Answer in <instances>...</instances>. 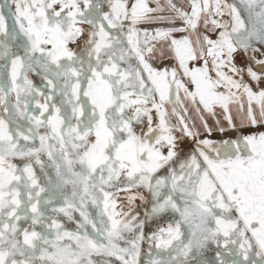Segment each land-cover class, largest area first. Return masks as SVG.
I'll return each mask as SVG.
<instances>
[{"label": "snow or ice", "instance_id": "obj_1", "mask_svg": "<svg viewBox=\"0 0 264 264\" xmlns=\"http://www.w3.org/2000/svg\"><path fill=\"white\" fill-rule=\"evenodd\" d=\"M261 128L264 0H3L0 264H264Z\"/></svg>", "mask_w": 264, "mask_h": 264}, {"label": "rangeland", "instance_id": "obj_2", "mask_svg": "<svg viewBox=\"0 0 264 264\" xmlns=\"http://www.w3.org/2000/svg\"><path fill=\"white\" fill-rule=\"evenodd\" d=\"M179 2L183 3V0H179ZM0 3H3V0H0ZM168 63H171V62L170 61H165V64H168ZM32 79H33L34 83L37 86H40L41 81L39 80V78H37L35 76H32ZM261 130H264V128H261V129H244L243 131L245 132V134H247V132H249V131H261ZM229 135L234 136L235 133H229ZM214 138L219 139L220 138V134H218V133L217 134H214ZM157 226H166V222L164 220H160L158 222V224H153L152 225V230H155L157 228ZM68 227L71 228L72 225L69 223L68 224ZM146 231H148L147 228H146ZM209 255H211V254H209Z\"/></svg>", "mask_w": 264, "mask_h": 264}]
</instances>
